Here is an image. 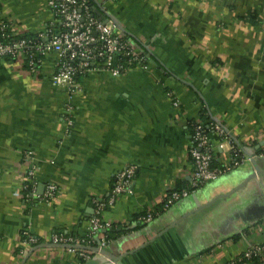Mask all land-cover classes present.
Here are the masks:
<instances>
[{
    "label": "crops",
    "instance_id": "obj_1",
    "mask_svg": "<svg viewBox=\"0 0 264 264\" xmlns=\"http://www.w3.org/2000/svg\"><path fill=\"white\" fill-rule=\"evenodd\" d=\"M91 3L147 55L149 68L119 76L91 70L68 93L52 80L56 53L43 57L38 73L22 57L0 55V264H74L51 235H87L92 199L108 196L129 165L132 193L102 213L114 231L105 250L122 264H227L263 245L264 172L252 174L264 170V0ZM0 14L22 34L53 20L48 0H0ZM205 118L254 161L164 210L169 190L190 180V125ZM211 131L218 162L230 161L229 144L221 148ZM31 167L41 192L27 206L21 190ZM49 183L57 191L45 200ZM148 210L157 214L142 223ZM25 228L37 245L23 243Z\"/></svg>",
    "mask_w": 264,
    "mask_h": 264
},
{
    "label": "built area",
    "instance_id": "obj_2",
    "mask_svg": "<svg viewBox=\"0 0 264 264\" xmlns=\"http://www.w3.org/2000/svg\"><path fill=\"white\" fill-rule=\"evenodd\" d=\"M89 1L48 0L53 20L36 33L42 39L40 44H34L32 40L26 38L15 39L14 36L18 33L15 32L12 22L0 14V37L5 39V41L0 40V55L8 56L11 59L23 55V58L30 60L36 52H40L43 56L56 53L58 59L52 80L56 87L65 88L68 93L79 90L75 80L76 76L91 70H106L114 76H119L135 68L147 70L149 68L147 55L136 49L131 41L124 39L125 32L122 29L119 30V26L113 18L106 15V21L99 20L93 13L95 7ZM56 17L60 20L58 21ZM76 59L80 61L78 65H73L72 61ZM100 60L103 62L98 65L97 62ZM41 63L42 61L40 65ZM30 66V72L37 71L34 64H30ZM167 95L172 96L171 92ZM174 105L178 106V102H174ZM70 109L69 107L64 114L68 124H71ZM211 130L220 136L219 146L221 148L224 143L229 144V151L233 156L230 161L214 168L212 161L215 160V152L208 138V132ZM241 151L243 152V149L233 144L229 132L217 120L212 119L207 124L196 121L188 148L192 169L189 188L192 190L199 189L207 182L218 178L230 169L243 164V162L253 160L254 156L247 157L244 153L242 156L239 155ZM135 172L136 166L129 165L115 174L108 204H113L123 194L132 193ZM35 181L34 167H31L27 170L26 181L21 190L24 202L32 203L33 199L38 196ZM192 190L171 188L161 201L162 209L169 208L176 201L195 192ZM56 191L57 186L55 184H47L43 192L44 199L52 198ZM92 203L94 214L89 220V233L87 235L75 237L61 232H54L51 235L52 244L66 246L65 248L76 256L74 264H83L95 256H103L104 259L108 260V257L99 252L81 247L90 246L91 243L95 242L99 250H104L109 242L106 230L112 224L104 220L102 216L106 204L100 198L92 199ZM156 214L157 212L148 210L139 219L141 222L147 223L152 221ZM21 236L24 244L38 243L37 238L29 232L28 228L22 231ZM263 250L264 244L261 246L254 245L244 251V257L250 258L253 253H260ZM22 251L24 252L23 249ZM227 264H234V261Z\"/></svg>",
    "mask_w": 264,
    "mask_h": 264
},
{
    "label": "trees",
    "instance_id": "obj_3",
    "mask_svg": "<svg viewBox=\"0 0 264 264\" xmlns=\"http://www.w3.org/2000/svg\"><path fill=\"white\" fill-rule=\"evenodd\" d=\"M89 3L92 5V3H91V0L89 1ZM58 17H56V19H57ZM58 21L60 20L59 18L57 19ZM11 33V32H10ZM14 38L15 39H17V38H26V39H30V40H32V42L34 43V44H40L41 42H42V39L40 38V37H38V35L37 34H22V33H18L16 36H14ZM124 39H126V40H129V41H131L130 40V37L127 35V34H124ZM0 40H2V41H5V39H3L2 37H0ZM143 54H144V52H142ZM23 55H21L20 57H22ZM4 57H6V58H8V59H11L10 57H8V56H4ZM24 57V56H23ZM22 57V59H24V64H25V66H26V69H28V71H30V69H31V66H30V64H34L35 66H36V69H37V71L35 72V73H38V71H39V69H40V62L43 60V54H41L40 52H36V53H34V56L29 60V58H23ZM79 61L80 60H73L72 61V64L73 65H78V63H79ZM102 60H100V61H98L97 62V64L98 65H101L102 64ZM55 70H56V66H55ZM84 74H86V73H82V74H78L77 76H76V84H78L79 83V80L83 77V75ZM203 117V116H202ZM212 119L210 118H205L204 120H200V122H203V123H205V124H207V122H209V121H211ZM195 122L196 121H193L192 123H191V125H190V128H191V135L194 133V126H195ZM210 132V131H209ZM234 144V143H233ZM235 145V144H234ZM239 155H243V152L241 151L240 152V154ZM214 157H215V160H213L212 161V167L214 168V167H218V166H221V164L222 163H219L218 162V159H217V157H216V154L214 153ZM190 161H191V159H190ZM113 184H114V179H113ZM113 184H112V187H113ZM112 187H111V190H112ZM23 188V187H22ZM176 190H181V189H190V190H192V188H189V181L187 182L186 181V183L183 185V186H176V187H174ZM200 189V188H199ZM110 190V191H111ZM198 189H196V190H192V191H197ZM110 193H109V195L108 196H106V197H103V198H101V200H103L104 202H105V208L104 209H106L108 206H110L111 204H108V201H109V199H110ZM27 203V206H31V202L30 203H28V202H26ZM114 203V202H113ZM104 211V210H103ZM146 213V212H145ZM144 213V214H145ZM143 215V214H142ZM141 216V215H140ZM143 223V222H142ZM106 234H107V236H108V240L110 241L111 239H112V237H113V234H114V231H113V225H111V227L109 228V229H107L106 230ZM38 243H39V239H38ZM38 243H34V244H32L33 246H35V245H37ZM109 243V242H108ZM96 246L97 244L95 243V242H93V243H91L90 244V246ZM64 248V247H63ZM264 254V250L262 251V252H260V253H253L252 255H251V257L250 258H245L244 257V253H242L241 255H239V257L234 261V264H245V263H247V264H260V259H261V256Z\"/></svg>",
    "mask_w": 264,
    "mask_h": 264
},
{
    "label": "water",
    "instance_id": "obj_4",
    "mask_svg": "<svg viewBox=\"0 0 264 264\" xmlns=\"http://www.w3.org/2000/svg\"><path fill=\"white\" fill-rule=\"evenodd\" d=\"M93 13L99 18V20H101V21H106L107 20V17L102 13V11L98 7L93 8ZM117 25H118V23H117ZM121 29L122 28L119 26V30H121ZM253 161H254V158H253V160H251V162H253ZM263 172H264V170H260L257 167L256 168V172L252 174V178L257 177V175H259V174H261ZM42 187H43V185H42ZM37 191L39 193L41 192L39 189ZM55 246L66 247V246H63V245H55ZM81 247L85 248V249H88V250H91V251L99 252L100 254L108 257V260H106V259H104L103 256H99V257L95 256V257L85 261L83 264H122L121 257L113 256V255L109 254L105 249L104 250H99L98 247H96V246H81ZM130 253L131 252H128L127 255L130 254Z\"/></svg>",
    "mask_w": 264,
    "mask_h": 264
}]
</instances>
